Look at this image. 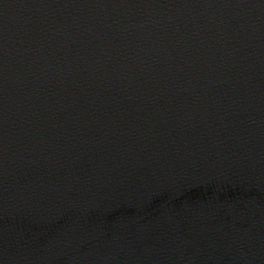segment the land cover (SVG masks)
I'll return each mask as SVG.
<instances>
[{
    "label": "water",
    "instance_id": "1",
    "mask_svg": "<svg viewBox=\"0 0 264 264\" xmlns=\"http://www.w3.org/2000/svg\"><path fill=\"white\" fill-rule=\"evenodd\" d=\"M0 264H264V0H0Z\"/></svg>",
    "mask_w": 264,
    "mask_h": 264
}]
</instances>
